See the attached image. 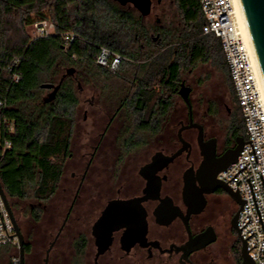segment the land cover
I'll list each match as a JSON object with an SVG mask.
<instances>
[{
	"label": "flooded vegetation",
	"instance_id": "1",
	"mask_svg": "<svg viewBox=\"0 0 264 264\" xmlns=\"http://www.w3.org/2000/svg\"><path fill=\"white\" fill-rule=\"evenodd\" d=\"M195 70L181 74L177 92L149 119L136 111L141 69L110 70L104 84L75 74L80 103L57 190L27 206L11 203L25 235V264H218L220 254L241 264V196L240 203L217 188L203 211L189 213L183 195L186 172L199 177L201 143L214 148L215 171L234 156L240 137L215 69ZM183 84L191 87V105ZM192 121L202 126V141ZM81 126L86 139L76 154ZM201 234L213 240L193 249L191 239Z\"/></svg>",
	"mask_w": 264,
	"mask_h": 264
},
{
	"label": "trees",
	"instance_id": "2",
	"mask_svg": "<svg viewBox=\"0 0 264 264\" xmlns=\"http://www.w3.org/2000/svg\"><path fill=\"white\" fill-rule=\"evenodd\" d=\"M126 2L0 0V181L10 199L32 196L44 200L56 192L72 153L80 103L76 75L85 84L106 83L110 69L97 63L102 45L129 58L119 69L141 67L134 97L136 111L145 119L151 118L158 106H167L188 68L214 64L224 73L235 104L231 130L234 136L246 138L221 40L215 34L203 33L206 20L200 1L174 0L179 21L155 25L147 22L145 9ZM46 18L54 33L32 35L29 27ZM70 31L77 38L65 49L63 34ZM154 34L159 35L157 44ZM70 69H74L73 74H67ZM15 73L21 75L19 81H15ZM63 75L54 98L48 99L53 88L43 85H57ZM13 248L17 249L12 244L1 245L0 259ZM15 257L12 264H20Z\"/></svg>",
	"mask_w": 264,
	"mask_h": 264
},
{
	"label": "built area",
	"instance_id": "3",
	"mask_svg": "<svg viewBox=\"0 0 264 264\" xmlns=\"http://www.w3.org/2000/svg\"><path fill=\"white\" fill-rule=\"evenodd\" d=\"M199 1L206 20L203 33L215 34L221 40L246 127V143L238 159L221 170L218 177L240 194V237L256 264H264V96L259 69L240 29L233 0ZM30 27L35 36L54 33V26L47 18L35 21ZM76 38L74 32H65V49H69ZM99 49L97 63L111 71L119 69L122 62L129 59L106 45ZM14 79L19 81L21 75L15 73ZM2 104L0 100V106ZM6 144L10 146L9 142ZM3 244L19 249V238L0 194V246ZM14 261L19 262V256Z\"/></svg>",
	"mask_w": 264,
	"mask_h": 264
},
{
	"label": "water",
	"instance_id": "4",
	"mask_svg": "<svg viewBox=\"0 0 264 264\" xmlns=\"http://www.w3.org/2000/svg\"><path fill=\"white\" fill-rule=\"evenodd\" d=\"M128 2H133L138 8L142 10L145 9L146 13L150 12V0H128L126 3ZM239 2L264 83V0H239ZM73 73L74 69H70L67 72V74ZM65 76L66 75H63L60 83L57 85H43L44 87L53 88V92L50 94L48 99L54 98L55 93L60 87V84ZM190 91L191 87L186 86L185 84H183V88L180 90V93L189 105H191L189 96ZM188 126H198L201 129L199 139L200 141H202V126L193 121ZM245 143L246 140L243 136L238 137V145L235 149L234 156L230 160L223 163L215 171H211L210 169V164L214 159V148H210L208 144L201 143V151L204 156V160L198 170L199 177H195L193 172H190V170L187 171L185 174V185L183 195L185 203L188 205L189 213H200L201 211H203L206 206V194L215 191L217 188H223L241 203L240 194L237 191L233 190L228 183L220 180L217 176L221 170L225 169L229 164L235 162L238 159V156L240 155V152L242 151ZM1 158L2 155H0V160ZM169 159H173V156H171ZM196 178L199 180L200 185L197 184ZM0 194L3 197L5 205L13 221L16 234L19 238L20 264H25V235L13 213L10 198L5 188L3 187L1 181ZM207 235H209V233ZM212 240L213 237L207 238L206 234H201L199 236H196L195 238H192L190 244L192 245L193 249H200ZM241 253V264H256V262L251 258L245 242H243Z\"/></svg>",
	"mask_w": 264,
	"mask_h": 264
},
{
	"label": "rangeland",
	"instance_id": "5",
	"mask_svg": "<svg viewBox=\"0 0 264 264\" xmlns=\"http://www.w3.org/2000/svg\"><path fill=\"white\" fill-rule=\"evenodd\" d=\"M125 1H128V0H125ZM151 4L152 5H151L150 12L146 16V19H147L148 23L153 24V25H155L156 23L166 24V23H169L171 21V19H174L175 23H177L179 21L178 17L175 16L177 11H176V7H175V4H174V0H161V2H159L158 0H152ZM127 5H131V4L128 3ZM237 20H238V18H237ZM238 23H239V20H238ZM239 26H240V23H239ZM240 29L242 31L241 26H240ZM29 32L32 35H34L33 29L31 27H29ZM242 33H243V31H242ZM153 39H154V44H157L159 42V35L154 34L153 35ZM223 54H224V57H225L224 51H223ZM225 59H226V57H225ZM226 62H227V60H226ZM213 65H211L209 62L201 63L195 68L196 69L195 71H202L204 73L205 72L206 73L207 72L210 73V71H212V69H215L216 76L218 77V79L221 81V84H222V93H223V96L225 98V101L228 103V105H232L233 109H234L235 104L233 105L232 102H231L232 101V97H231V94H230V89H229L228 84H227L226 79H225V75L221 71L217 70L218 68H215ZM227 67H228V72L230 74L231 82H232L233 87H234V83H233V80H232V77H231V73H230V68H229L228 62H227ZM135 69H141V67L136 66ZM189 69L190 68H188V70ZM186 72H188V71H186ZM88 88L89 87H86L85 93L88 92V90H89ZM234 91H235V87H234ZM237 101H238V98H237ZM238 104H239V101H238ZM240 108H241V106H240ZM241 111H242V108H241ZM242 115H243V112H242ZM81 118L82 117H80V119ZM81 128H83V127L82 126L80 128L78 127V131H77V133H76V135L74 137V145H73L74 148H73V150H74V152L76 154L79 152V150L81 148L80 147V142H83L86 139V137H85V135L83 133H79ZM0 139H1V126H0ZM16 200L17 199H15V198L10 199L11 202L16 201ZM34 201H35V199L31 196L27 200H20V203L22 205H24V206H27V203L34 202ZM26 213H27V210H26ZM21 219H22V224H23L24 218L22 217ZM21 229L23 231V227L22 226H21ZM14 256H17V257L19 256V249L18 248L17 249L13 248V249H11V251L9 253H6L0 259V264H12V260H13ZM218 264H232V256L230 258L228 257V260H227L224 257V254H220V256L218 258Z\"/></svg>",
	"mask_w": 264,
	"mask_h": 264
},
{
	"label": "bare ground",
	"instance_id": "6",
	"mask_svg": "<svg viewBox=\"0 0 264 264\" xmlns=\"http://www.w3.org/2000/svg\"><path fill=\"white\" fill-rule=\"evenodd\" d=\"M233 4H234L235 15L238 18L240 26L242 28V31H243L246 39H247L249 48H250L251 53H252L253 60H254V62L256 64V66L259 69V66H258V63H257V60H256V56H255V53H254V49H253V46H252V43H251V39H250V36H249V33H248V29H247V26H246V23H245V19H244V16H243V12H242V9H241V6H240V2H239V0H233ZM258 71H259V75H260L262 93H263V96H264V83H263V80H262V76H261L260 70H258Z\"/></svg>",
	"mask_w": 264,
	"mask_h": 264
}]
</instances>
